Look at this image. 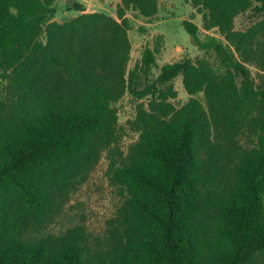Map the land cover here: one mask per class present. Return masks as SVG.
<instances>
[{
  "label": "trees",
  "instance_id": "obj_1",
  "mask_svg": "<svg viewBox=\"0 0 264 264\" xmlns=\"http://www.w3.org/2000/svg\"><path fill=\"white\" fill-rule=\"evenodd\" d=\"M54 1L0 0V83L15 85L0 119V264H264V0H189L204 29L226 40L182 21L217 65L183 57L158 66V49L146 46L127 74L125 10L151 17L157 0H121V22L99 11L57 22ZM247 10L257 21L234 29ZM180 75L190 97L176 107ZM125 89L145 101L137 140L118 155L115 102ZM105 149L121 202L103 249L77 235L55 245L28 237L26 223L60 207Z\"/></svg>",
  "mask_w": 264,
  "mask_h": 264
},
{
  "label": "rangeland",
  "instance_id": "obj_2",
  "mask_svg": "<svg viewBox=\"0 0 264 264\" xmlns=\"http://www.w3.org/2000/svg\"><path fill=\"white\" fill-rule=\"evenodd\" d=\"M75 1L82 3L84 10H76L73 7ZM120 4L121 0H55L56 13L53 19L63 22L81 13L99 11L121 22L122 17L118 16ZM124 17L128 23L126 33L130 42L126 74L139 65L146 46L158 49L156 52L158 66L183 57L194 60L207 58L210 63L217 65V58L213 52H205L193 44L190 35L182 26L184 19L198 25L200 37L211 34L226 42L224 36L216 29H204L202 14L189 0H157V12L153 16L146 17L129 8L125 10ZM256 21L257 18L252 15L251 10H247L234 18V29L244 30ZM158 66L152 69L153 77L159 71ZM249 67L256 78L258 68L251 64ZM14 86L7 80L0 83V119H5L4 116L14 105L12 92ZM172 87L176 91V96L170 100L179 107L190 97L184 88L181 75L173 80ZM196 97L205 105L202 92ZM141 101L145 99L138 100L125 89L115 102L117 124L111 145L118 155L121 152L125 154L128 147L138 138L133 120L136 117L137 105ZM110 153L112 151L109 149L103 150L93 165L79 174L81 179L76 180L74 186L69 188L68 194L66 191L62 196L63 203L60 207L40 221L27 222L24 227L26 235L31 238H45L51 245L77 235L90 248L102 250L114 229V219L121 202L117 189L108 179Z\"/></svg>",
  "mask_w": 264,
  "mask_h": 264
}]
</instances>
